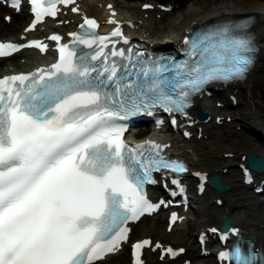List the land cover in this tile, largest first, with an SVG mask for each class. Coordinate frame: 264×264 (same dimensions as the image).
Listing matches in <instances>:
<instances>
[{
	"label": "snow or ice",
	"instance_id": "1",
	"mask_svg": "<svg viewBox=\"0 0 264 264\" xmlns=\"http://www.w3.org/2000/svg\"><path fill=\"white\" fill-rule=\"evenodd\" d=\"M29 2L35 19L26 31L45 16H55L57 3L72 0ZM12 6L19 10L20 0H12ZM85 23L96 27L94 20ZM229 32L225 27L218 33L223 53L217 52L212 37L199 41H209L203 49L209 55L192 69L195 75L189 73L183 80L161 79L166 66L141 67L137 81L127 84L120 83L123 77H118L115 65L105 68L106 78L101 79L104 73L92 77L96 69L76 63L75 53L66 52V46L59 48L60 61L50 71L40 70L38 80L36 74L0 79V264H93L127 239V229L120 225L156 207L140 188L145 179L152 182V168L125 157L121 129L112 120L127 118L141 105L159 104L165 111H179L186 106L188 92H177L179 98L174 99L177 89L198 90L211 80L241 77L252 63L247 53L254 49L250 39L232 38ZM118 34L119 30L112 33ZM50 39L59 41L60 37ZM23 47L44 51L47 46L38 41L0 43V57ZM117 54L124 55L123 51L112 53ZM212 62H226L229 67H211ZM113 82L114 91H108ZM133 161L142 173L132 166ZM150 164L157 170H183L182 165L164 162L162 157ZM148 243L145 240L134 247L139 250ZM233 258L237 264L254 260L239 247Z\"/></svg>",
	"mask_w": 264,
	"mask_h": 264
},
{
	"label": "bare ground",
	"instance_id": "2",
	"mask_svg": "<svg viewBox=\"0 0 264 264\" xmlns=\"http://www.w3.org/2000/svg\"><path fill=\"white\" fill-rule=\"evenodd\" d=\"M120 10V15L135 18L136 22L141 18L143 12L136 5H126L120 0H112ZM100 0H81L83 9L91 15L106 17V10L100 6ZM7 12L12 14L10 23L2 20L1 16ZM156 14L150 13L148 18L143 19L139 33L141 36L149 37L156 41L166 38H179L186 28L197 27L198 25L227 17H237L241 15H253V29L257 33V40L260 45L257 61L243 82L218 86L219 88L209 97L200 99L204 109L210 115L208 121L199 123L202 127L203 136H197L190 141H184L179 136H172L171 139L175 150H182L183 155L190 161L195 170L208 171L211 174L219 173L222 179L230 183V191L223 193V205H218L217 198L221 197L218 192L210 189L202 196H195L193 201L195 206L192 211L195 214L194 221L191 222V229L187 235L175 232L172 239L179 245L186 246V258H191L195 263L212 264L211 255L201 256L196 253L194 234L203 228L215 225L226 217H232L237 225L247 233L255 235L258 243L264 245V198L256 197L242 184L240 169L238 164L242 161V155L256 153L264 155V0H196L187 6L176 11L161 29ZM66 18H71L66 16ZM30 19L27 10L15 13L0 4V37L18 38L24 25ZM75 21L80 19L79 15H72ZM73 26H67V30ZM38 55L36 51L28 50L23 57L25 60L19 61L15 66H26L31 63V56ZM3 68L0 67V73ZM236 99L237 104L233 106L232 101ZM225 103L223 107L217 106V102ZM193 115L195 113L192 112ZM232 116L231 122L218 120V117ZM238 126H241L238 129ZM136 132L132 136H136ZM197 135V133H196ZM231 154V156H226ZM186 180L191 181L189 175ZM210 195L215 196V204L209 201ZM213 198V197H212ZM155 216V215H153ZM146 218V217H145ZM143 217L134 226H142L145 220ZM154 225L143 224L141 227V237H155L162 239L164 232L155 230L159 217L155 218ZM135 235V234H134ZM123 251V250H122ZM119 254L122 256L123 252ZM117 255L115 258H117ZM114 257L111 255L105 259ZM97 262L95 264H102Z\"/></svg>",
	"mask_w": 264,
	"mask_h": 264
},
{
	"label": "rangeland",
	"instance_id": "3",
	"mask_svg": "<svg viewBox=\"0 0 264 264\" xmlns=\"http://www.w3.org/2000/svg\"><path fill=\"white\" fill-rule=\"evenodd\" d=\"M142 0H128V1H126V0H120V2L121 3H123V4H126V5H131V4H133V5H136V6H138L139 4H140V2H141ZM194 1H196V0H193V2ZM189 3H191V2H188L187 4H189ZM187 6V5H186ZM180 9H182L181 7H179L178 5H175V9L172 11V12H169V13H163L162 14V17H157V20L159 21V23H161L160 24V29L162 28V27H164V25H165V23L169 20V18L172 16V15H174V13L176 12V11H178V10H180ZM2 19H3V17H2ZM144 134H139V135H137V136H139V137H141V136H143ZM256 197H260V198H264V195H256ZM210 201L212 202V203H214V200L212 199V195H210ZM195 205V204H194ZM188 216H189V218H190V221H194V219H195V214L193 213V211L191 212V213H188ZM163 215H160V219H159V221L157 222V224H156V226H155V230L157 231H159V230H161L162 232H164V225H165V220H163ZM143 224H146V225H154L155 224V220L153 219V218H147L146 220H144L143 221V223H142V226H143ZM142 226H138L137 228H136V236L137 237H140V235L142 234L141 233V227ZM189 224H187V225H185V226H182L181 227V231H177L178 233H184L185 235H187L188 234V232L191 230V229H189ZM165 234V233H164ZM175 235V232L173 233H166L165 235H164V239L166 240V241H171V243H173L174 245H178V242H176V240H174V239H172V237ZM195 242V241H194ZM128 260H129V256H128V251H126L121 257H119V258H115V259H113V260H111V261H109V262H107V263H105V264H111V263H113V264H129L128 263ZM169 262H159L158 260H155L154 259V257H151L150 258V260H149V262H148V264H168Z\"/></svg>",
	"mask_w": 264,
	"mask_h": 264
},
{
	"label": "water",
	"instance_id": "4",
	"mask_svg": "<svg viewBox=\"0 0 264 264\" xmlns=\"http://www.w3.org/2000/svg\"><path fill=\"white\" fill-rule=\"evenodd\" d=\"M263 106H264V102H263ZM205 116H206V114L203 111L199 110V117L204 118ZM248 160H249V165L252 168L258 169V170L264 169V156L259 157L258 155L254 154V153H250L248 155ZM211 179L219 191H225L226 190L227 186L221 183L220 178L218 176H212ZM231 224H233V221L231 219H227L224 222L222 228L227 229L228 226Z\"/></svg>",
	"mask_w": 264,
	"mask_h": 264
},
{
	"label": "trees",
	"instance_id": "5",
	"mask_svg": "<svg viewBox=\"0 0 264 264\" xmlns=\"http://www.w3.org/2000/svg\"><path fill=\"white\" fill-rule=\"evenodd\" d=\"M177 2L180 5V7H184L187 4L188 0H177Z\"/></svg>",
	"mask_w": 264,
	"mask_h": 264
}]
</instances>
